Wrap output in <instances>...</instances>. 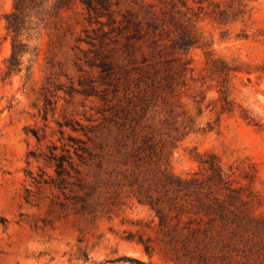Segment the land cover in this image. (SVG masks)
Here are the masks:
<instances>
[{
	"label": "rangeland",
	"instance_id": "obj_1",
	"mask_svg": "<svg viewBox=\"0 0 264 264\" xmlns=\"http://www.w3.org/2000/svg\"><path fill=\"white\" fill-rule=\"evenodd\" d=\"M19 1L0 0V264H264V0ZM8 17L28 45L12 74ZM212 160L259 225L208 222L160 184H213Z\"/></svg>",
	"mask_w": 264,
	"mask_h": 264
},
{
	"label": "trees",
	"instance_id": "obj_2",
	"mask_svg": "<svg viewBox=\"0 0 264 264\" xmlns=\"http://www.w3.org/2000/svg\"><path fill=\"white\" fill-rule=\"evenodd\" d=\"M86 5L88 10H96L99 8L107 9L109 7V0H82ZM21 2L18 0L16 4V11L21 9ZM16 13V12H14ZM11 17V16H10ZM125 21L130 26H134V31L137 33L139 30V22L132 20L130 17H125ZM22 22V21H21ZM22 23L19 21L12 22L8 17V29L10 32H13V40H12V52L10 57L8 58V74H12L14 72H19L22 69V58L25 53L28 52L27 43L23 42L18 38L21 34ZM183 47L188 50L192 45L191 41L188 39H184L182 43ZM85 152L89 157L93 156V152L89 146L85 147ZM48 159L53 163L55 168V173L57 176V185L59 187L66 186L65 176L69 173L68 167L74 168V163L71 154H66L64 152L58 153L56 148L50 150L48 155ZM85 162V161H84ZM208 171L210 172L209 179L214 180V183L210 185H206L203 181L199 180L197 177L191 178H180L172 173H166L164 178L160 179V184L166 188L167 192L172 190L175 193H180V190H186V192H193L197 196V204L195 206L194 214L203 213V215L208 216L209 221L220 220L224 226L232 227L233 231L240 228L246 227L250 225L252 222L256 221L257 225H259L258 221L261 218L251 214V210L246 208V201L241 199L239 195V188H232L225 181V177L222 169L219 165L214 164L213 160L211 161ZM80 187H83L81 183H78ZM217 186L218 190L222 192L224 195L223 198L218 196H212L213 191L211 190V186ZM207 188V190L205 189ZM227 190V192H226ZM140 194H143L141 189L139 190ZM140 197L143 200H148L151 208L154 210L156 216L158 217V224L163 229L165 227H169L171 220L176 219L177 225L180 224V205L171 206L166 210L162 205H160L159 201H155L153 195L150 193V189H147L146 195H141ZM85 196H82L83 202H85ZM148 198V199H144ZM239 200V201H238ZM239 202L241 204H239ZM173 212H175L173 214ZM214 214L215 217L211 216ZM263 219V218H262ZM175 227V226H172ZM261 228V227H260ZM200 228H195V230H199ZM169 230V228H168ZM194 230V229H193ZM203 233L206 237V240H203L205 245H208L210 242H214L217 238L210 236L206 230H203ZM204 239V238H203ZM144 244L145 250L147 253H150L151 246L141 241ZM223 260H226V256H222ZM225 264H230L228 261Z\"/></svg>",
	"mask_w": 264,
	"mask_h": 264
}]
</instances>
